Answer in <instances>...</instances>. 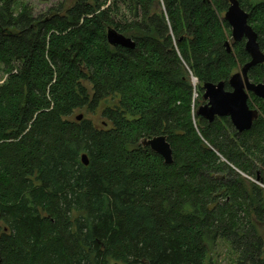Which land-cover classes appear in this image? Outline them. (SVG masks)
I'll list each match as a JSON object with an SVG mask.
<instances>
[{
  "label": "trees",
  "instance_id": "obj_1",
  "mask_svg": "<svg viewBox=\"0 0 264 264\" xmlns=\"http://www.w3.org/2000/svg\"><path fill=\"white\" fill-rule=\"evenodd\" d=\"M239 1L264 54V1ZM226 9L76 0L33 16L0 2V264H214L220 242L232 264H264V105L250 97L261 115L243 133L196 116L203 85L230 91L249 62L242 43L227 51ZM248 77L263 82L264 63ZM158 136L171 164L143 146Z\"/></svg>",
  "mask_w": 264,
  "mask_h": 264
},
{
  "label": "water",
  "instance_id": "obj_2",
  "mask_svg": "<svg viewBox=\"0 0 264 264\" xmlns=\"http://www.w3.org/2000/svg\"><path fill=\"white\" fill-rule=\"evenodd\" d=\"M249 15L244 12L236 0L230 1V7L225 13L224 21L231 29V38L235 42L246 40L245 51L250 57V61L236 72L228 81L230 91L225 89V84L206 83L203 85L202 99L205 102L201 105L196 116L213 122L215 119L228 118L231 125L238 133L250 131L254 122L258 120L260 113L256 109H251L248 105L249 94L259 98L264 103V81L254 84L249 80L248 72L256 66L264 63V54L259 48L257 34L248 24ZM107 41L111 46H122L134 48V42L119 34L114 29L107 31ZM227 51L230 52L228 44ZM196 80L193 79V82ZM82 115L77 116L81 120ZM143 146L149 147L155 154L159 155L165 164L172 163V150L164 136L154 137L145 140ZM83 163L88 164L87 157H82ZM264 234V230H263Z\"/></svg>",
  "mask_w": 264,
  "mask_h": 264
},
{
  "label": "rangeland",
  "instance_id": "obj_3",
  "mask_svg": "<svg viewBox=\"0 0 264 264\" xmlns=\"http://www.w3.org/2000/svg\"><path fill=\"white\" fill-rule=\"evenodd\" d=\"M2 0H0L1 2ZM13 9L17 12L22 7L29 9L32 12L33 16H40L49 13L61 11V14L65 13L69 8H71L76 0H11ZM264 1V0H263ZM6 76L3 71L0 69V84L3 83ZM193 82V81H192ZM197 82H193L195 86ZM197 98V94L194 96V99ZM254 109V108H253ZM82 114L86 118H94L93 115H88L85 113H77V115ZM261 115V114H260ZM258 184V183H257ZM263 232V230H261ZM234 257L231 254V249L225 243H218L214 252H213V263L214 264H232V259Z\"/></svg>",
  "mask_w": 264,
  "mask_h": 264
},
{
  "label": "flooded vegetation",
  "instance_id": "obj_4",
  "mask_svg": "<svg viewBox=\"0 0 264 264\" xmlns=\"http://www.w3.org/2000/svg\"><path fill=\"white\" fill-rule=\"evenodd\" d=\"M230 1L231 0H226V5H227V9H226V11H225V13L227 12V10L229 9V7H230ZM237 2H238V5H239V7L244 11V12H246V10H244L242 7H241V4H240V1L239 0H236ZM258 1H263V0H258ZM225 13H224V16H225ZM247 14H248V12H246ZM224 16H223V19H224ZM249 21V20H248ZM227 24V23H226ZM249 24V23H248ZM251 26V25H250ZM229 27V26H228ZM252 27V26H251ZM229 29H230V27H229ZM253 29V28H252ZM254 30V29H253ZM255 32V31H254ZM256 33V32H255ZM258 42V41H257ZM236 43H242L243 45H244V51H245V44H246V40L245 39H242L241 41H239V42H235L234 40H232V38H231V29H230V33H229V35L227 36V40H226V43L225 44H228V46H229V48H230V51H232V49H233V47H234V45L236 44ZM245 53H246V51H245ZM247 54V53H246ZM248 55V54H247ZM248 57H249V55H248ZM249 61H250V57H249ZM245 65V64H244ZM260 65H262V64H260ZM243 67V66H242ZM241 66L239 67V69H238V71L242 68ZM237 71V72H238ZM248 74H249V72H248ZM262 83V82H261ZM258 84H260V83H258ZM251 96H253L252 94H249V99H250V97ZM255 97V96H254ZM256 98V97H255ZM249 99H248V101H249ZM257 99H259V98H257ZM260 101H261V103L264 105V103H263V101L261 100V99H259ZM204 104H205V102H204ZM203 104V105H204ZM254 109H256V110H258V112H259V109H257V108H254ZM260 113V112H259Z\"/></svg>",
  "mask_w": 264,
  "mask_h": 264
}]
</instances>
